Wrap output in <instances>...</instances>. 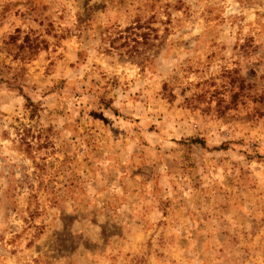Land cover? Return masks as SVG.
Segmentation results:
<instances>
[{"label":"rangeland","instance_id":"rangeland-1","mask_svg":"<svg viewBox=\"0 0 264 264\" xmlns=\"http://www.w3.org/2000/svg\"><path fill=\"white\" fill-rule=\"evenodd\" d=\"M0 264H264V0H0Z\"/></svg>","mask_w":264,"mask_h":264}]
</instances>
